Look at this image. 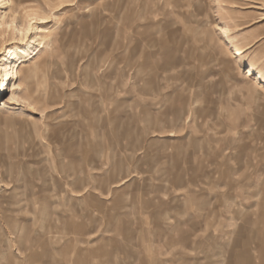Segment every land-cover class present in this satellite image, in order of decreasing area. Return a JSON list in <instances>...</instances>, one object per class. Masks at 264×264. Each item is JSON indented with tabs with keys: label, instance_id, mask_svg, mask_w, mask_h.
Masks as SVG:
<instances>
[{
	"label": "rangeland",
	"instance_id": "1",
	"mask_svg": "<svg viewBox=\"0 0 264 264\" xmlns=\"http://www.w3.org/2000/svg\"><path fill=\"white\" fill-rule=\"evenodd\" d=\"M3 14L0 264H264V0Z\"/></svg>",
	"mask_w": 264,
	"mask_h": 264
},
{
	"label": "bare ground",
	"instance_id": "2",
	"mask_svg": "<svg viewBox=\"0 0 264 264\" xmlns=\"http://www.w3.org/2000/svg\"><path fill=\"white\" fill-rule=\"evenodd\" d=\"M2 1V0H1ZM1 1H0V4H1ZM5 1V0H4ZM7 2V1H6ZM4 3V2H2ZM4 5V4H3ZM2 7V6H1ZM8 8V6H7ZM12 8V7H11ZM10 10V8H8ZM8 12V10H7ZM6 12V13H7ZM10 12V11H9ZM13 12V11H12ZM8 14V13H7ZM14 14V13H13ZM2 16V14H1ZM36 16V15H35ZM5 17H10V16H6L5 14ZM14 17V16H13ZM15 18V17H14ZM11 19V18H10ZM11 21V20H10ZM15 21V20H14ZM9 23V22H8ZM11 24V23H10ZM13 24V23H12ZM11 24V25H12ZM17 27V26H16ZM14 26V28H16ZM8 28H10L9 24L7 25V23H5L4 21V14H3V17H1V20H0V42H1V39L3 37V35L7 32ZM20 28V27H19ZM43 28V27H42ZM43 30V29H42ZM47 30V29H46ZM46 30H44V32H46ZM11 31V29H10ZM15 31V30H14ZM18 33L20 35L23 34V31L21 29H17ZM12 32V31H11ZM7 34V33H6ZM12 34V33H11ZM5 39V38H4ZM3 42V41H2ZM39 45V44H38ZM2 46V45H1ZM40 47H43V45L40 44ZM17 47H15L16 49ZM17 50V49H16ZM19 50V49H18ZM238 54V53H237ZM17 55H15V52H14V49L12 48H7L6 49V56L4 57H8V58H11L13 59V57H16ZM5 59V58H4ZM15 59V58H14ZM20 59V58H18ZM18 59H16L15 61H11V62H8L6 64H3L1 63L0 64V76H1V85H0V92H4L3 90H5V92L3 94L6 93V89H7V86L9 84V80L10 78L14 77L17 73V69L19 68L20 64H21V61H19ZM6 60V59H5ZM9 60V59H8ZM18 60V61H17ZM7 62V61H5ZM19 62V63H18ZM23 62V61H22ZM31 77V76H30Z\"/></svg>",
	"mask_w": 264,
	"mask_h": 264
}]
</instances>
